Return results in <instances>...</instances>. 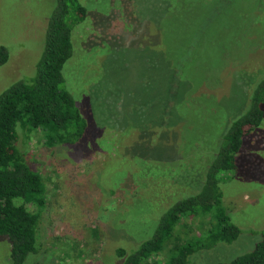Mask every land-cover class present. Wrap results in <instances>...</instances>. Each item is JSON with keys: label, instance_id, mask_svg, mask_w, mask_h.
<instances>
[{"label": "rangeland", "instance_id": "374dc122", "mask_svg": "<svg viewBox=\"0 0 264 264\" xmlns=\"http://www.w3.org/2000/svg\"><path fill=\"white\" fill-rule=\"evenodd\" d=\"M56 2L0 0V46L10 54L0 94L35 76ZM81 2L88 15L74 28L63 73L87 129L77 143L53 147L19 129L17 144L46 184L39 248L25 264H123L120 249H138L168 209L196 193L244 109L243 89L264 78V0ZM237 166L220 187L241 233L193 253L189 264L231 261L263 238L264 119L245 136ZM216 215L182 217L141 264H167L175 242L208 235ZM0 264H12L7 236Z\"/></svg>", "mask_w": 264, "mask_h": 264}, {"label": "trees", "instance_id": "16d2710c", "mask_svg": "<svg viewBox=\"0 0 264 264\" xmlns=\"http://www.w3.org/2000/svg\"><path fill=\"white\" fill-rule=\"evenodd\" d=\"M263 5L264 2L258 13L264 17ZM87 15V8L81 0H57L48 19L45 48L35 76L13 83L0 94V237L7 236L11 241L12 264H25L30 254L37 253L46 201V184L32 169L26 151L17 144L19 129L38 131L42 134L43 144L53 147L77 143L88 126L74 95L64 84L63 73L74 52V28ZM9 57L7 46L1 45L0 66ZM243 75L252 77L251 73L244 72ZM243 91L248 97L244 109L225 131L220 148L206 173L200 177L202 180L196 193L168 209L160 218L154 234L138 249L131 253L120 249L119 254L125 257L123 264H141L159 254L172 239L176 225L184 216L190 218L216 210L218 222L208 235L196 241L181 244L182 240H175L171 252L168 251L167 264H189L193 253L238 238L241 229L223 207L220 184L226 180L225 174L235 173L237 154L245 136L264 119V78L258 83L251 82V88ZM218 264H264V232L253 250Z\"/></svg>", "mask_w": 264, "mask_h": 264}]
</instances>
